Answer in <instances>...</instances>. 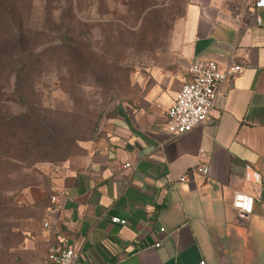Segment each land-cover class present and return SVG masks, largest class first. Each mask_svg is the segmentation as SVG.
Here are the masks:
<instances>
[{"label": "crops", "instance_id": "crops-1", "mask_svg": "<svg viewBox=\"0 0 264 264\" xmlns=\"http://www.w3.org/2000/svg\"><path fill=\"white\" fill-rule=\"evenodd\" d=\"M257 1L192 0L171 40L178 69L158 76L163 112H123L83 143L78 164L40 167L44 181L17 202L41 204L48 252L68 245L77 264H264V9ZM195 60L244 72L224 85L206 125L173 137L166 112ZM202 149L209 174L180 182ZM249 165L262 185L245 182ZM239 192L256 197L245 217L232 205Z\"/></svg>", "mask_w": 264, "mask_h": 264}, {"label": "rangeland", "instance_id": "rangeland-1", "mask_svg": "<svg viewBox=\"0 0 264 264\" xmlns=\"http://www.w3.org/2000/svg\"><path fill=\"white\" fill-rule=\"evenodd\" d=\"M83 1V6L75 9L70 35L73 40H81L86 52L93 54L87 68L92 71L69 82L74 87L72 95H68L64 88L67 85L65 70L80 68L81 63L77 61L61 62L58 67L53 65L52 70L56 68L59 73L54 71L45 76L37 86L43 94L44 106L53 114L63 115L74 127L73 131L76 130L75 134H80V128L89 122H96V128H92L94 131L86 133L89 140L107 132L123 112L143 110L153 115L163 112L156 92L160 82L158 76L164 71L175 73L178 69L180 58L170 52L171 40L192 0H148L140 3L135 0ZM225 1L233 4L236 0ZM254 1L241 0V5L245 7ZM28 2L31 3L28 23L33 30H40L46 19V1ZM50 4L53 19L57 22L63 19L67 0H50ZM82 156L80 151L73 150L69 160L78 164ZM44 165L52 164H39L37 170L41 172L40 167ZM43 177L42 173L31 171L27 183H42ZM16 204L23 208L17 198ZM21 217L18 226L23 231V240L13 248H10L12 245L6 249L0 246V264H42L47 255L48 245L40 210L30 208L22 212Z\"/></svg>", "mask_w": 264, "mask_h": 264}, {"label": "trees", "instance_id": "trees-1", "mask_svg": "<svg viewBox=\"0 0 264 264\" xmlns=\"http://www.w3.org/2000/svg\"><path fill=\"white\" fill-rule=\"evenodd\" d=\"M45 22L42 29L33 30L28 23L31 3L28 0H0V246L16 247L22 240L19 229L22 212L39 209L41 204L20 208L18 195L28 187L29 173L41 175L37 166L51 163L61 166L69 162V154L80 151L84 157L83 143L86 133L96 128V122L84 126L80 134L63 117L53 114L44 106L43 94L37 86L45 76L59 70L53 65L71 61L81 63L80 68L65 70L68 95L74 87L69 82L79 80L91 72L87 69L93 54L79 39H72L75 9L83 0H67L64 20L55 21L50 0H45ZM102 1V0H101ZM108 1V0H103ZM128 1L129 0H123ZM136 3L148 0H135ZM127 2V3H128ZM67 20H70L67 22ZM81 35L78 36L80 38ZM90 54V55H89ZM89 55V56H88ZM62 119V121L60 120ZM89 131V132H88ZM38 217H35L37 220ZM50 249V248H49ZM48 255V254H47ZM47 258V256H46Z\"/></svg>", "mask_w": 264, "mask_h": 264}, {"label": "built area", "instance_id": "built-area-1", "mask_svg": "<svg viewBox=\"0 0 264 264\" xmlns=\"http://www.w3.org/2000/svg\"><path fill=\"white\" fill-rule=\"evenodd\" d=\"M257 8L264 9V0H258ZM260 26L261 20H257ZM244 67L239 64H231L221 68L216 62L195 60L189 67V79L183 84L175 97L173 104L166 112V128L173 137H179L194 129L206 125L214 111L218 96L222 93L225 84L240 76ZM210 157L205 150H200L199 162L193 170L188 171L180 178V182L188 183L191 178L198 176L206 177L210 170ZM129 167V165H127ZM244 180L251 185H262L261 172L252 167L246 166ZM56 198L52 197V202ZM256 197L248 193H236L232 202L234 209L241 216H248L254 210ZM113 224L126 225L127 221L118 217L111 219ZM46 227L49 225L46 223ZM164 233L165 229H161ZM157 243L156 247H160ZM79 255L74 248L68 245H53L50 247L47 264H77Z\"/></svg>", "mask_w": 264, "mask_h": 264}]
</instances>
